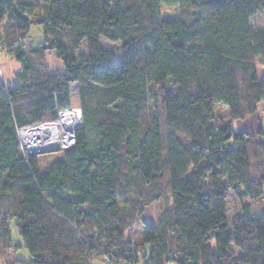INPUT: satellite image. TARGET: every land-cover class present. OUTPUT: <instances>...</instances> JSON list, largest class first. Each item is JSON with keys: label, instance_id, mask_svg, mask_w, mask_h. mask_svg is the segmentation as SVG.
<instances>
[{"label": "trees", "instance_id": "16d2710c", "mask_svg": "<svg viewBox=\"0 0 264 264\" xmlns=\"http://www.w3.org/2000/svg\"><path fill=\"white\" fill-rule=\"evenodd\" d=\"M161 6L181 16L160 19ZM260 11L264 0H0V54L20 64L0 82V260L12 223L30 261L6 264H264V213L251 212L264 139L231 126L264 102V30L250 25ZM48 52L63 71H49ZM70 83L82 127L42 171L38 154L21 157L15 127L72 106ZM165 197L156 222L140 220Z\"/></svg>", "mask_w": 264, "mask_h": 264}, {"label": "rangeland", "instance_id": "374dc122", "mask_svg": "<svg viewBox=\"0 0 264 264\" xmlns=\"http://www.w3.org/2000/svg\"><path fill=\"white\" fill-rule=\"evenodd\" d=\"M160 11V19H169L172 20L173 18L181 16L180 9L176 6L172 7H165L161 6ZM250 25L253 27L254 30L261 31L264 30V12L260 11L257 14H254L250 20ZM35 30H37L40 34V30L37 27H32L31 37L33 40H37L36 35L34 34ZM101 44L105 47L109 48L111 44L104 38H100ZM86 42L85 40L82 41L81 47L79 48L78 52H86ZM17 61L14 58H10L7 51H3L0 54V82H4V85L11 86L13 84L12 80L14 79V72L19 69V66L14 67ZM121 63V56L118 55V52L115 51V60L114 64L120 66ZM256 70H257V79L258 81L263 80L264 78V66L260 64L259 60L256 62ZM18 64V63H17ZM69 89L71 90V105L76 106L78 104L77 100V89L75 83L69 84ZM214 114L217 117H222L224 119H229L228 115V107L222 103H215L214 104ZM231 126L235 131H247L250 132L251 135L255 136V139L261 141L264 139V102H259L257 105L256 111L253 113V116L244 118L243 120L240 119H232ZM258 131H261L260 133ZM230 145H233V142L230 141ZM39 156V167L42 171H45L46 168L52 164L55 159H59L58 153L48 152V153H40ZM264 188V186H263ZM245 202L247 200H244ZM259 205L264 204L263 200H257ZM167 201V197L165 199L159 200L158 203H153L144 207L143 211L140 213L139 217L141 221L146 223L149 222H156L158 216L157 213L160 208L165 207V204L169 206ZM241 204L236 198L233 196H229L227 199V213L229 214V219H232V215L238 211V207ZM252 206V204H251ZM264 207V206H262ZM11 234H13V245L17 247L10 250V252L16 255L17 261H30V255L28 254L26 248L22 244L21 237L17 230L11 223L10 225ZM128 234V233H127ZM10 253V254H11ZM5 264V263H2Z\"/></svg>", "mask_w": 264, "mask_h": 264}, {"label": "built area", "instance_id": "2783aa9c", "mask_svg": "<svg viewBox=\"0 0 264 264\" xmlns=\"http://www.w3.org/2000/svg\"><path fill=\"white\" fill-rule=\"evenodd\" d=\"M1 50L0 45V52ZM55 112L54 120L15 127L19 152L25 160L29 155L45 153L48 150L69 149L73 145L75 132L82 127L80 108L72 105ZM102 264L114 263L108 255H104Z\"/></svg>", "mask_w": 264, "mask_h": 264}, {"label": "crops", "instance_id": "0c3cea01", "mask_svg": "<svg viewBox=\"0 0 264 264\" xmlns=\"http://www.w3.org/2000/svg\"><path fill=\"white\" fill-rule=\"evenodd\" d=\"M34 32H35L34 34L36 35V37L38 39L41 38V36H39L40 34H39V32L37 30H35ZM45 58H46V63H47V66H48V69H49L50 72L54 73L55 71H63L61 62L54 56V53L53 52H48L46 54ZM17 63H15L14 67H16V66H19L20 67V64L19 63L17 64ZM16 71H18V70H16ZM13 81H14V79L12 80V82ZM6 86H8V85L6 84ZM262 206H264V204L263 205H259L258 201L255 202V203H253L252 206H251V212H253L255 215H258L259 213H264V207H262ZM10 223H11V221H10ZM127 233H126V238L127 239L130 238V239L136 240L138 242L141 240L140 239V233L139 232H136L134 230V228L131 229L130 231H128ZM12 240H13V236H12ZM12 245H13V241H12ZM13 247L16 248L17 246L16 245H13ZM143 249H145V252L147 253V252H149L150 247L147 246V245H145V246H143ZM10 250H12V249H9V251H6V252L3 253V259H4V261H1L0 260V264H2V263H5L6 264L7 262L14 261L16 259L15 258L16 255L14 253L12 254L10 252ZM143 262L144 263H147V260L146 259H142V260H140V262L138 264H143ZM91 264H102V262L99 259L96 258V259H93L91 261Z\"/></svg>", "mask_w": 264, "mask_h": 264}, {"label": "water", "instance_id": "95a60500", "mask_svg": "<svg viewBox=\"0 0 264 264\" xmlns=\"http://www.w3.org/2000/svg\"><path fill=\"white\" fill-rule=\"evenodd\" d=\"M48 152H51V150H48L47 152H45V153H48Z\"/></svg>", "mask_w": 264, "mask_h": 264}]
</instances>
